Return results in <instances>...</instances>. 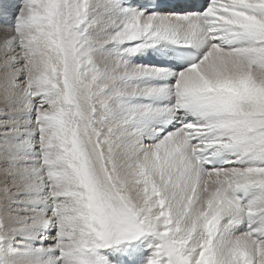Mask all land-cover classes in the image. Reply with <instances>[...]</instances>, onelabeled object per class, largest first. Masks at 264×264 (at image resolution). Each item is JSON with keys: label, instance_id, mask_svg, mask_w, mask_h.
<instances>
[{"label": "snow or ice", "instance_id": "snow-or-ice-1", "mask_svg": "<svg viewBox=\"0 0 264 264\" xmlns=\"http://www.w3.org/2000/svg\"><path fill=\"white\" fill-rule=\"evenodd\" d=\"M0 264H264V0L0 9Z\"/></svg>", "mask_w": 264, "mask_h": 264}, {"label": "rangeland", "instance_id": "rangeland-1", "mask_svg": "<svg viewBox=\"0 0 264 264\" xmlns=\"http://www.w3.org/2000/svg\"><path fill=\"white\" fill-rule=\"evenodd\" d=\"M14 2H18V0H0V9L6 13H11Z\"/></svg>", "mask_w": 264, "mask_h": 264}]
</instances>
